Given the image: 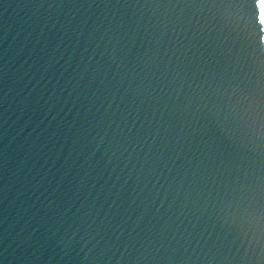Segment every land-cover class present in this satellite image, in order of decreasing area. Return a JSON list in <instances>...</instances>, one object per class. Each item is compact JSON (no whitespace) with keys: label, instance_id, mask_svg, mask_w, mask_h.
Here are the masks:
<instances>
[{"label":"water","instance_id":"95a60500","mask_svg":"<svg viewBox=\"0 0 264 264\" xmlns=\"http://www.w3.org/2000/svg\"><path fill=\"white\" fill-rule=\"evenodd\" d=\"M255 0H0V264H264Z\"/></svg>","mask_w":264,"mask_h":264},{"label":"snow or ice","instance_id":"6c2138e0","mask_svg":"<svg viewBox=\"0 0 264 264\" xmlns=\"http://www.w3.org/2000/svg\"><path fill=\"white\" fill-rule=\"evenodd\" d=\"M256 6L260 10H264V0H255ZM259 19L264 20V11L259 12Z\"/></svg>","mask_w":264,"mask_h":264}]
</instances>
